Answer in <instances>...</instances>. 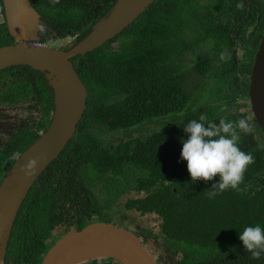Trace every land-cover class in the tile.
Segmentation results:
<instances>
[{
  "label": "trees",
  "instance_id": "trees-1",
  "mask_svg": "<svg viewBox=\"0 0 264 264\" xmlns=\"http://www.w3.org/2000/svg\"><path fill=\"white\" fill-rule=\"evenodd\" d=\"M31 1L43 18L54 19L39 30L43 43L57 35L81 39L115 2L46 0L42 6ZM238 3L244 7L238 9ZM254 4L154 0L115 37L71 58L86 85L87 106L75 133L17 211L7 255L14 264H39L50 246L45 239L57 223L69 229L111 222L115 203L128 190L142 195L127 198L123 206L158 221L145 232L162 239L176 264H264V255L252 259L239 240L244 227H264V134L242 110L264 28V10ZM13 42L6 22L0 23V46ZM222 52L231 58L221 61ZM192 71L196 79L188 87ZM6 77V93L25 90L28 95L35 89L49 104L45 128L53 99L43 74L14 65L0 70V82ZM241 116L253 132L242 133L239 146L255 163L248 166L239 191L209 199L206 193L219 177L191 181L180 158L182 138L188 135L183 126L193 119L207 125ZM113 131L120 136L104 138ZM4 172L0 170V180Z\"/></svg>",
  "mask_w": 264,
  "mask_h": 264
},
{
  "label": "water",
  "instance_id": "water-1",
  "mask_svg": "<svg viewBox=\"0 0 264 264\" xmlns=\"http://www.w3.org/2000/svg\"><path fill=\"white\" fill-rule=\"evenodd\" d=\"M153 1L115 0L84 37L67 48H56L48 43H27L40 40L41 28L40 14L30 0H2L6 26L14 42L0 46V70L27 65L42 72L51 87L54 108L48 127L19 154L0 182V261L23 199L71 139L86 109L87 88L71 58L115 37ZM248 103L264 134V28L251 66ZM100 257H112L121 264H157L132 229L101 220L67 230L46 251L40 264H79Z\"/></svg>",
  "mask_w": 264,
  "mask_h": 264
},
{
  "label": "clouds",
  "instance_id": "clouds-1",
  "mask_svg": "<svg viewBox=\"0 0 264 264\" xmlns=\"http://www.w3.org/2000/svg\"><path fill=\"white\" fill-rule=\"evenodd\" d=\"M58 2L59 0H51L53 4ZM243 7V3L237 4L238 9ZM230 58V53L220 54L221 61ZM220 110L225 111L226 106H222ZM183 131L188 135L187 139L182 138L180 158L186 161L191 181L208 182L219 177L206 193L209 199L230 189L239 191L248 166L255 163V157L239 146L241 134L253 132L248 119L241 116L231 121L222 117L218 122H209L207 125L193 119L183 126ZM260 147L264 148V145ZM239 240L252 259H260L264 255V227L259 224L244 227L239 232Z\"/></svg>",
  "mask_w": 264,
  "mask_h": 264
},
{
  "label": "flooded vegetation",
  "instance_id": "flooded-vegetation-1",
  "mask_svg": "<svg viewBox=\"0 0 264 264\" xmlns=\"http://www.w3.org/2000/svg\"><path fill=\"white\" fill-rule=\"evenodd\" d=\"M48 1L36 0L35 3L41 4L43 6ZM247 1H249L250 3L254 2L255 3L254 5L256 7L261 8L262 11L264 10V0H247ZM30 2L32 4L31 0ZM39 14H40L41 27L48 26L49 25L48 21L50 22L51 20H54L52 18L51 20H49L47 17L43 18L40 12ZM2 22H6L4 16V8L3 11L0 10V23ZM65 38L67 37H59L57 35L51 42H46V43L53 45L54 43L58 42L61 45V48L62 47L67 48L71 43L78 41L76 39L68 37L65 44L63 43L62 40ZM8 80H10V77H6L3 79L2 82H0V170H5L4 174L15 162L19 154L24 149H26L40 135V133H42L48 127L51 121L50 118L48 125L45 128H42L45 119L44 113L47 110V107H49V104L44 103L43 99H41L39 95H36L35 89H33V91L30 92V94L28 95H25L26 92L25 90L16 91V92L10 91L9 93H6V89L9 88V84H10L7 82ZM52 99H53V95H52ZM53 108H54V103H53ZM52 111H51V115H52ZM250 118L254 120L253 116H250ZM37 131L38 134H36ZM94 216L95 214L92 215V217ZM69 229H79V228H77L76 226H72ZM69 229H66L65 226L61 225L60 223L55 224L54 228L51 230V235L45 239V243L50 244L51 246L58 238H60V236H62ZM130 229H132L139 236L141 242L144 244L146 249L153 255L157 264H176L175 259L169 254L168 250L163 246L162 242L160 243L159 240H154L153 238L147 236L148 233L144 231L143 227H141V229H137L136 227H132ZM149 241H151L154 244V248L150 245ZM7 255H8V245L5 256L3 260L0 261V264H14L13 263L14 257L12 256L10 257ZM41 260L39 264L41 263ZM79 264H121V263L112 257H100V258H92L84 262H81Z\"/></svg>",
  "mask_w": 264,
  "mask_h": 264
},
{
  "label": "rangeland",
  "instance_id": "rangeland-1",
  "mask_svg": "<svg viewBox=\"0 0 264 264\" xmlns=\"http://www.w3.org/2000/svg\"><path fill=\"white\" fill-rule=\"evenodd\" d=\"M62 40H63V43L66 44L67 38L62 39ZM51 46L56 47V48H61V45L58 42L54 43ZM195 77H196V74L194 71H192L190 74L189 80L187 82L188 87L193 86V83L196 79ZM243 101L246 104L244 103L245 107L242 110H246L247 114L249 116H252L253 114H252L250 107H249L248 98L245 100L243 99ZM137 134L138 133L133 132V136L137 135ZM113 136L119 137L120 136L119 131L109 132V133L104 135V138L112 139ZM131 173H133V172H131ZM95 191H97V189H95ZM139 195H142V193L139 194V193H137V191H129V190L124 192V193H121L119 200L114 205L115 210L113 211V214H110L109 215L110 217H108L110 219L111 223H113L115 225H119V226H124L127 228L136 227L137 229H141V227H143L144 231H145L146 227H149L152 225L154 227H156L158 224V221H156L155 219H152L153 216H151L150 220L147 221L148 216L142 217V216L138 215L137 213H135L131 210H126L125 207L123 206V201H125L127 198H132V197H136ZM58 236H59V234H58ZM158 240L160 243L162 242V239L159 238Z\"/></svg>",
  "mask_w": 264,
  "mask_h": 264
},
{
  "label": "built area",
  "instance_id": "built-area-1",
  "mask_svg": "<svg viewBox=\"0 0 264 264\" xmlns=\"http://www.w3.org/2000/svg\"><path fill=\"white\" fill-rule=\"evenodd\" d=\"M27 43L33 44V45H36V46H42L44 44L40 40H37V41H27Z\"/></svg>",
  "mask_w": 264,
  "mask_h": 264
}]
</instances>
